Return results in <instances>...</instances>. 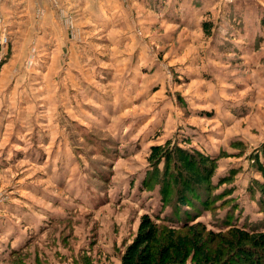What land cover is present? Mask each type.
<instances>
[{
    "label": "rangeland",
    "instance_id": "374dc122",
    "mask_svg": "<svg viewBox=\"0 0 264 264\" xmlns=\"http://www.w3.org/2000/svg\"><path fill=\"white\" fill-rule=\"evenodd\" d=\"M50 16L45 45L35 14L0 38V264H120L160 207L153 145L213 158L207 229L231 204L264 228V0H54Z\"/></svg>",
    "mask_w": 264,
    "mask_h": 264
},
{
    "label": "trees",
    "instance_id": "16d2710c",
    "mask_svg": "<svg viewBox=\"0 0 264 264\" xmlns=\"http://www.w3.org/2000/svg\"><path fill=\"white\" fill-rule=\"evenodd\" d=\"M212 25L210 20L202 22L206 34ZM261 153L262 159L256 153L255 165L262 180L255 182L260 188L258 203L264 209V145ZM150 158L153 163L165 161L162 172L154 175L160 184V207L152 216H140L120 264H264V228L254 222L246 224L235 204L213 219L218 230L207 229L197 220L218 199V193H211L212 187L225 180L212 183L213 158L179 146L159 145L151 146Z\"/></svg>",
    "mask_w": 264,
    "mask_h": 264
},
{
    "label": "crops",
    "instance_id": "0c3cea01",
    "mask_svg": "<svg viewBox=\"0 0 264 264\" xmlns=\"http://www.w3.org/2000/svg\"><path fill=\"white\" fill-rule=\"evenodd\" d=\"M53 2L52 0H0V38L2 35L7 34L6 28H12L14 22H20L22 25L25 20H33L35 14L36 19H38V21L40 22L39 25H41V29L37 32V37L43 39L44 42H42V44L45 45L47 43L45 42V39H49L50 36L45 34L46 28L43 26H45L46 21L52 22V16H50V6L53 4ZM10 33L12 34L13 32ZM66 34L67 39L72 36L70 33ZM28 37L26 38V42ZM55 45V43L50 44L48 45V47H53V51ZM58 46L61 47L63 45L58 44ZM73 46L74 45H72V47ZM64 48L65 47L62 48V51ZM66 49L67 51H70L72 48L70 46H66Z\"/></svg>",
    "mask_w": 264,
    "mask_h": 264
},
{
    "label": "built area",
    "instance_id": "2783aa9c",
    "mask_svg": "<svg viewBox=\"0 0 264 264\" xmlns=\"http://www.w3.org/2000/svg\"><path fill=\"white\" fill-rule=\"evenodd\" d=\"M6 39H7V37L4 35V36H2V38H1V43H5L6 42Z\"/></svg>",
    "mask_w": 264,
    "mask_h": 264
}]
</instances>
